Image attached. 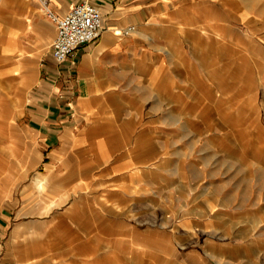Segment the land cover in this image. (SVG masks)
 I'll return each mask as SVG.
<instances>
[{
	"label": "crops",
	"instance_id": "obj_1",
	"mask_svg": "<svg viewBox=\"0 0 264 264\" xmlns=\"http://www.w3.org/2000/svg\"><path fill=\"white\" fill-rule=\"evenodd\" d=\"M94 3L100 36L55 66L40 1L0 0V264H264V181L227 178L264 174L258 136L188 117L223 91L222 34L240 51L235 25L262 31L264 13Z\"/></svg>",
	"mask_w": 264,
	"mask_h": 264
},
{
	"label": "rangeland",
	"instance_id": "obj_2",
	"mask_svg": "<svg viewBox=\"0 0 264 264\" xmlns=\"http://www.w3.org/2000/svg\"><path fill=\"white\" fill-rule=\"evenodd\" d=\"M251 2L257 13H264V0H251ZM235 27L241 33L240 42L246 44H241L240 51H238L237 47L235 46V48L230 43V37L232 36L230 28L221 36L226 61L217 66L223 68L221 71L223 74L221 78L224 81L223 91L218 92L215 99L213 97L207 101L206 105L197 103L196 107L198 106V109H193L188 117L198 121L205 119L213 124L211 125L214 130L222 128V122L225 129L227 123L237 122L238 127L235 134L243 137L257 135L259 139V142H257L258 148L262 149L264 148V27L261 28L262 31L258 29L255 32H248L244 25L239 24ZM248 39L250 44H247ZM48 60L50 61L49 58ZM236 70L243 77L236 79ZM216 123H219V125ZM176 128L183 129V126L177 125ZM200 143H202V140ZM248 143L251 144V141ZM252 147L250 146L249 149L251 150ZM246 160L251 163L250 157ZM259 160L264 162V157ZM223 163H227L226 158H224ZM257 164L258 162L255 166L253 165L252 169L258 167ZM245 172H238L233 176H227V178L244 176L248 180V177L259 176L261 181H264V174L257 169L254 172ZM230 178L228 179L230 180ZM224 184L229 185V182L225 181Z\"/></svg>",
	"mask_w": 264,
	"mask_h": 264
},
{
	"label": "built area",
	"instance_id": "obj_3",
	"mask_svg": "<svg viewBox=\"0 0 264 264\" xmlns=\"http://www.w3.org/2000/svg\"><path fill=\"white\" fill-rule=\"evenodd\" d=\"M47 17L56 25V35L51 42L49 59L59 66L74 55L79 45L94 41L100 36L102 20L94 0H77L63 15L59 16L49 8V0H39ZM125 29V33L132 30ZM59 98L63 93H58ZM67 105L73 108V102L67 98ZM8 264H15L10 262Z\"/></svg>",
	"mask_w": 264,
	"mask_h": 264
}]
</instances>
